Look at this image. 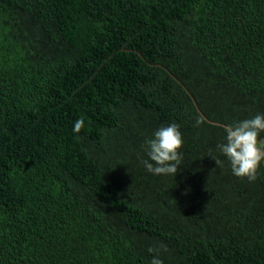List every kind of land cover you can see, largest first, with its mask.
Returning <instances> with one entry per match:
<instances>
[{
	"label": "trees",
	"instance_id": "16d2710c",
	"mask_svg": "<svg viewBox=\"0 0 264 264\" xmlns=\"http://www.w3.org/2000/svg\"><path fill=\"white\" fill-rule=\"evenodd\" d=\"M257 114L264 0H0V264H264V163L217 148Z\"/></svg>",
	"mask_w": 264,
	"mask_h": 264
},
{
	"label": "clouds",
	"instance_id": "9594fccd",
	"mask_svg": "<svg viewBox=\"0 0 264 264\" xmlns=\"http://www.w3.org/2000/svg\"><path fill=\"white\" fill-rule=\"evenodd\" d=\"M202 123L203 120L198 118L196 126ZM83 128V119L74 122V133L79 134ZM224 132L226 142L218 144V150L229 161L233 175L254 183L258 179L261 164L264 163V140L259 139L264 132V115L257 114L253 118L226 125ZM145 144L148 159L142 163L146 170L153 175L175 176L183 159L179 151L184 144L179 124L161 127L154 133V138L146 140ZM213 159L218 167L223 166L222 160L215 157ZM148 251L154 253L151 264H164L160 252L167 251L166 245L149 247Z\"/></svg>",
	"mask_w": 264,
	"mask_h": 264
},
{
	"label": "water",
	"instance_id": "95a60500",
	"mask_svg": "<svg viewBox=\"0 0 264 264\" xmlns=\"http://www.w3.org/2000/svg\"><path fill=\"white\" fill-rule=\"evenodd\" d=\"M197 106V105H196ZM198 112H199V110H198ZM201 113V112H200Z\"/></svg>",
	"mask_w": 264,
	"mask_h": 264
}]
</instances>
